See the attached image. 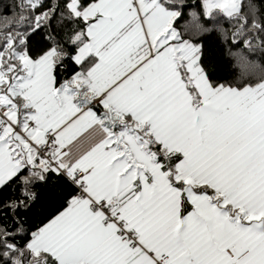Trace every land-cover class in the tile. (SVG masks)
<instances>
[{
    "label": "snow or ice",
    "instance_id": "obj_1",
    "mask_svg": "<svg viewBox=\"0 0 264 264\" xmlns=\"http://www.w3.org/2000/svg\"><path fill=\"white\" fill-rule=\"evenodd\" d=\"M0 264H264V0H0Z\"/></svg>",
    "mask_w": 264,
    "mask_h": 264
}]
</instances>
